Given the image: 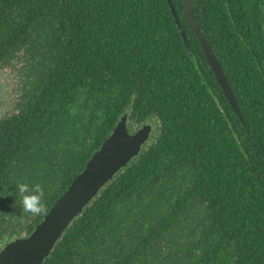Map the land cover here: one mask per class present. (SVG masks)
Returning a JSON list of instances; mask_svg holds the SVG:
<instances>
[{"label":"trees","instance_id":"obj_1","mask_svg":"<svg viewBox=\"0 0 264 264\" xmlns=\"http://www.w3.org/2000/svg\"><path fill=\"white\" fill-rule=\"evenodd\" d=\"M192 2L242 121L181 0L180 30L166 0H0V69L21 66L0 115V251L44 217L17 182L49 211L126 115L151 138L42 264H264V0Z\"/></svg>","mask_w":264,"mask_h":264},{"label":"water","instance_id":"obj_2","mask_svg":"<svg viewBox=\"0 0 264 264\" xmlns=\"http://www.w3.org/2000/svg\"><path fill=\"white\" fill-rule=\"evenodd\" d=\"M166 1L175 24L180 30L179 19L171 0ZM181 2L184 7L182 15L187 27L199 41L205 60L229 107L242 121L227 79L193 18L194 4L192 0H181ZM180 35L187 47L183 32H180ZM152 132V125L144 124L133 133H129L127 116H122L110 135L88 160L83 170L75 177L33 231L28 236L17 238L3 247L0 251V264H42L71 222L82 213L100 189L139 154L141 147L148 142Z\"/></svg>","mask_w":264,"mask_h":264},{"label":"clouds","instance_id":"obj_3","mask_svg":"<svg viewBox=\"0 0 264 264\" xmlns=\"http://www.w3.org/2000/svg\"><path fill=\"white\" fill-rule=\"evenodd\" d=\"M16 194L19 196L20 208L23 213L33 217L48 214V208L44 201L45 190L40 183L29 184L19 181L16 184Z\"/></svg>","mask_w":264,"mask_h":264},{"label":"rangeland","instance_id":"obj_4","mask_svg":"<svg viewBox=\"0 0 264 264\" xmlns=\"http://www.w3.org/2000/svg\"><path fill=\"white\" fill-rule=\"evenodd\" d=\"M20 67V64H18L13 71L0 69V95L4 94V99L0 97V115L8 110L9 103L7 104V100L5 99L8 95H12L15 99L19 97V93L17 92L19 84L15 77L20 74Z\"/></svg>","mask_w":264,"mask_h":264}]
</instances>
